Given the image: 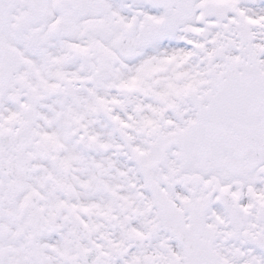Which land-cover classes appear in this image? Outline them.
<instances>
[{
	"label": "snow or ice",
	"instance_id": "6c2138e0",
	"mask_svg": "<svg viewBox=\"0 0 264 264\" xmlns=\"http://www.w3.org/2000/svg\"><path fill=\"white\" fill-rule=\"evenodd\" d=\"M0 264H264V0H0Z\"/></svg>",
	"mask_w": 264,
	"mask_h": 264
}]
</instances>
